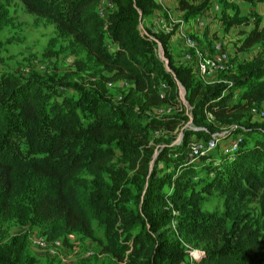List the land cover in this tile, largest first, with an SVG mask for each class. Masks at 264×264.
Returning <instances> with one entry per match:
<instances>
[{
	"label": "rangeland",
	"instance_id": "1",
	"mask_svg": "<svg viewBox=\"0 0 264 264\" xmlns=\"http://www.w3.org/2000/svg\"><path fill=\"white\" fill-rule=\"evenodd\" d=\"M155 2L157 7L142 22L140 30H149L155 40L168 37L173 65L191 72L194 87L205 90L219 85L223 88L221 96L235 103L242 92L260 81L264 83V75L255 68H264V40L247 49L242 47L254 28L264 32V0H183L185 8L180 0ZM114 8L110 0H103L100 6L103 14ZM155 46L156 55L163 59L158 41ZM204 61L213 68L208 73L199 68ZM98 69L85 49L49 19L26 13L20 0H0V73L21 77L35 74L47 89L61 88L64 94L76 97L81 90L96 93ZM241 76L243 80L238 84ZM115 83H106L105 88L109 101L117 105L130 87L121 81ZM161 88L168 89L163 84ZM148 114L156 118L187 116L188 120L172 129L148 130L154 153L146 177L136 173L115 150L113 165L127 174L125 195L118 194L98 203V207H90L88 194L93 190L94 179L86 171L79 173L68 187V196L89 217L90 235L75 230L67 231L64 240H45V224L33 215L32 204L40 192L53 185L46 179L32 177L28 191L11 207L0 201V264H11L19 242H23V248L17 264H121L112 253L115 249L123 251L124 240L134 229L138 230L136 223L142 215L146 216V229L153 231L160 251L158 264H223L208 258L206 249L199 245L201 236L207 237L210 225H217L216 236L245 242L264 256V187L244 178L233 193L209 187L213 168L222 158L236 149L264 147V99L224 118H214L206 111L193 115L185 90L178 84V97L150 109ZM195 127H200L203 136H187ZM184 141L190 147L198 146L201 153L192 159L189 173L174 176L172 161L159 157L167 148ZM211 142L214 146L205 151ZM150 176L157 180L171 178L155 198L160 210L148 211L151 201L146 188ZM104 179L109 183L107 176ZM36 239L45 240V245L37 247ZM130 246L123 252L124 258L142 260L155 249L149 245Z\"/></svg>",
	"mask_w": 264,
	"mask_h": 264
},
{
	"label": "trees",
	"instance_id": "2",
	"mask_svg": "<svg viewBox=\"0 0 264 264\" xmlns=\"http://www.w3.org/2000/svg\"><path fill=\"white\" fill-rule=\"evenodd\" d=\"M102 1L20 0L26 13L49 19L94 59L100 67L94 82L96 93L81 90L73 97L64 94L61 88L47 89L35 74L21 77L0 73V201L11 207L28 191L32 177L53 183L49 190L40 192L32 204L33 215L45 224L42 235L48 242L64 240L67 231L91 234L88 215L68 196V187L77 180L79 173L86 171L94 179L93 190L88 194L90 207H98V203L127 193L123 188L127 174L116 170L112 162L115 150L121 152L136 173L143 177L150 173L154 150L149 145L148 130L172 129L188 120L187 116L156 118L148 114L150 109L176 99L178 84L185 90L193 115L206 111L214 118H224L243 112L252 103L264 99L261 81L242 92L235 103L221 96L223 88L219 85L205 90L194 87L191 72L173 65L167 47L168 37L155 40L149 30L144 33L140 30L142 22L157 7L155 0H110L114 10L101 15ZM180 5L185 8L183 0ZM263 40L264 32L256 27L244 39L242 47L247 49ZM157 41L164 59L156 55ZM255 68L264 75V68L258 65ZM241 80L242 76L238 84ZM119 81H128L132 86L121 102L114 105L107 98L105 84ZM162 84L168 91L161 90ZM143 117L147 120L142 121ZM203 133L200 127H195L187 136H203ZM189 153V143L184 141L167 148L159 160L172 161L174 176H183L189 173ZM213 169L210 189L219 187L233 193L243 178L253 179L264 187V147L236 149ZM104 176L109 178V183ZM170 179L157 180L150 176L146 188L151 201L148 211L161 209L155 198ZM145 217L138 216V230L134 229L124 240L123 251H113L121 264H158L160 251L153 231L146 229ZM216 234L217 225H210L207 237L200 238L199 245L206 249L208 258L223 264H264V256L253 246ZM127 241L134 247L140 244L155 246V249L142 260L124 258L123 252L131 247ZM22 248L23 242H19L11 264L19 262Z\"/></svg>",
	"mask_w": 264,
	"mask_h": 264
},
{
	"label": "built area",
	"instance_id": "3",
	"mask_svg": "<svg viewBox=\"0 0 264 264\" xmlns=\"http://www.w3.org/2000/svg\"><path fill=\"white\" fill-rule=\"evenodd\" d=\"M103 2V1H102ZM102 4V3H101ZM100 14L101 15H104L101 10H100ZM199 68L201 70V72H204V73H208L211 69H213L212 67L210 68V64L208 61H204V62H201L199 64ZM123 82V85L125 86H128V87H131L132 85L128 82V81H121ZM117 83V82H116ZM115 83V84H116ZM108 86L111 85V83H108L107 84ZM214 146V142H211V145H209L206 149V150H209L211 149V147ZM200 148L198 146H191L190 147V153H189V157L191 159V162H192V159L194 157H196L199 153H201V151L199 150ZM46 240V239H45ZM45 240H42V239H36L34 240V244L37 246V247H43L45 245ZM193 256L195 257V254H193Z\"/></svg>",
	"mask_w": 264,
	"mask_h": 264
},
{
	"label": "water",
	"instance_id": "4",
	"mask_svg": "<svg viewBox=\"0 0 264 264\" xmlns=\"http://www.w3.org/2000/svg\"><path fill=\"white\" fill-rule=\"evenodd\" d=\"M165 66H166V70L169 71V69H168V63L166 61H165Z\"/></svg>",
	"mask_w": 264,
	"mask_h": 264
}]
</instances>
